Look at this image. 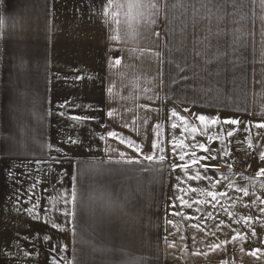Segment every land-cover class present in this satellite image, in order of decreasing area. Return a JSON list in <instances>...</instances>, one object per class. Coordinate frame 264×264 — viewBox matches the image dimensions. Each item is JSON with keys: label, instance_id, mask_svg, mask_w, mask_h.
I'll use <instances>...</instances> for the list:
<instances>
[{"label": "crops", "instance_id": "obj_1", "mask_svg": "<svg viewBox=\"0 0 264 264\" xmlns=\"http://www.w3.org/2000/svg\"><path fill=\"white\" fill-rule=\"evenodd\" d=\"M132 2L0 0V264H264L238 190L264 168L262 0Z\"/></svg>", "mask_w": 264, "mask_h": 264}, {"label": "snow or ice", "instance_id": "obj_2", "mask_svg": "<svg viewBox=\"0 0 264 264\" xmlns=\"http://www.w3.org/2000/svg\"><path fill=\"white\" fill-rule=\"evenodd\" d=\"M101 3L103 5L104 14H105V16H107L108 8L111 7L115 3V0H107V4H104L103 0H101ZM208 4H211L218 11H222L223 8H224V3L222 2V0H208V3L206 5H204V6L207 7ZM262 5H264V0H262ZM128 7H129V9H131L133 7L137 8V9H145V8H156L157 5L154 2H152V0H134V2L128 4ZM209 11H211V8H209ZM4 25H5L4 19L0 18V28H3ZM113 39H117V37H113ZM116 63L118 64V63H120V61L117 60ZM108 115L111 116L112 112H108ZM173 115H176V113L173 112ZM73 119H75V120H83V119H97V118L96 117H80V116H76V117H73ZM198 119L200 121H205L206 117L201 115V116L198 117ZM225 123L238 124L239 121L233 119V120H226ZM172 127L175 128L176 125L173 124ZM256 127L264 128V123L257 124ZM193 131H195V129H193ZM108 135L109 136H115L116 133L115 132H109ZM228 135L231 136V135H233V133L229 132ZM68 142L72 143V144L77 143V141L72 140L71 138H69ZM121 143H124V141L121 140ZM129 146H131V142H129ZM153 147H155V145H153ZM175 147H183V145L180 144V145L174 146V151H175ZM194 147H199L201 150L208 151V149H206L203 144H200L198 146L194 145ZM249 147H251V144H249ZM57 151H60V149H57ZM137 151H139V149H137ZM224 154L227 155L228 153L225 152ZM121 155H123V154H121ZM215 158H216L215 156L212 157V159H215ZM260 158L262 160H264V153L260 154ZM144 159L152 161L153 157L151 155H148V156H145ZM160 159L163 160L164 157L161 156ZM179 159L181 161H183L185 159V155L184 154L180 155ZM199 159L203 160V159H207V157H200ZM56 162L60 163V161H56ZM127 162L128 163H138L139 161H137V160H128ZM198 162H199V160L196 158L195 152H193L192 153L191 164H197ZM36 163L40 164L41 161H37ZM189 166L190 165L188 163H184L182 165H175V164L173 165L174 168L182 167L184 169H187ZM76 167L79 169V168H81V165L78 163L76 165ZM204 167H207V166L204 165ZM228 167L231 168L232 165L229 164ZM80 175L81 174L78 172L77 175L73 176V183L71 184V186L66 191H64L62 193H59L57 198H56L57 201H61L62 200L65 205H71L70 208H67L62 213L65 217H68V216H72L73 218L76 217V208H77V204H78V200H79L78 185H79ZM256 176H264V168L260 169L256 173ZM197 178H199V174H197ZM225 179H227V177H225ZM39 183H41V181L37 180L35 184L31 185V188L35 189L36 186ZM229 186L230 187L232 186L231 183L229 184ZM238 190L244 191L245 195H247V190L246 189H238ZM207 195H209L213 199H215L216 196L218 195V193L208 192ZM219 195H225V194L224 193H219ZM31 198L32 197L30 196L29 199L31 200ZM261 203H264V201H261ZM39 204H40V201H39V199H37L36 203H34L31 208H26L25 209V211L28 212L30 215H32V218L35 219V220H39L40 219L39 214L36 212V209H37V207H39ZM261 212H264V208L261 209ZM44 214H45V216H47L49 214V210L47 208L44 209ZM248 219H251V218H248ZM70 223H71V221H70ZM51 227L53 229L58 230V231H64V228L60 224H58L56 222H52L51 223ZM43 239H44L45 242H50L52 237H50L48 235H45L43 237ZM234 239H235V237H234ZM170 247H171V245H170ZM212 247L215 248V247H218V245H213ZM57 248H58V245L53 244L51 249H50V251L55 252L57 250ZM64 250H65L64 247H59V251L63 252ZM256 251H258V250L253 251L251 253V255H255ZM68 264H71V261H68Z\"/></svg>", "mask_w": 264, "mask_h": 264}, {"label": "rangeland", "instance_id": "obj_3", "mask_svg": "<svg viewBox=\"0 0 264 264\" xmlns=\"http://www.w3.org/2000/svg\"><path fill=\"white\" fill-rule=\"evenodd\" d=\"M261 145H258L259 142L254 140L251 143V147H248L250 150L251 155V167H255L256 170L259 169L258 165L264 166V164L259 163L258 158L260 159V154L264 153V138L261 140ZM239 156V155H238ZM254 157V158H253ZM251 178V195H245L244 204L246 207H250L251 209V232H252V239L258 242V240L263 245L264 248V212H261V209L264 208V176H250ZM242 200V199H241ZM236 204L239 202L238 198L235 199ZM255 233V234H254ZM259 243V242H258ZM255 250H252V252ZM257 252V251H256Z\"/></svg>", "mask_w": 264, "mask_h": 264}, {"label": "built area", "instance_id": "obj_4", "mask_svg": "<svg viewBox=\"0 0 264 264\" xmlns=\"http://www.w3.org/2000/svg\"><path fill=\"white\" fill-rule=\"evenodd\" d=\"M239 155V156H238ZM239 157H241V154L239 153V152H237V151H235V158L234 159H232L233 160V162H238L239 161Z\"/></svg>", "mask_w": 264, "mask_h": 264}]
</instances>
